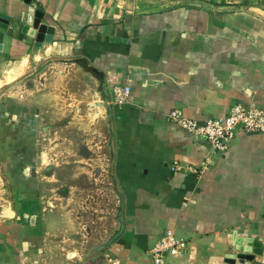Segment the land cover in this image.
<instances>
[{
  "label": "crops",
  "instance_id": "1",
  "mask_svg": "<svg viewBox=\"0 0 264 264\" xmlns=\"http://www.w3.org/2000/svg\"><path fill=\"white\" fill-rule=\"evenodd\" d=\"M30 1L51 34L35 46L20 33L28 5L0 0L11 19L0 30V83L58 59L96 79L123 193L121 231L101 263L150 264L148 251L172 229L187 246L166 264H223L236 253L233 232L261 244L244 264H264V132L237 131L215 153L166 119L174 109L198 121L236 103L264 109V0ZM115 85L129 87L119 105ZM39 128L36 105L0 98V264H23L44 249L34 195Z\"/></svg>",
  "mask_w": 264,
  "mask_h": 264
},
{
  "label": "rangeland",
  "instance_id": "2",
  "mask_svg": "<svg viewBox=\"0 0 264 264\" xmlns=\"http://www.w3.org/2000/svg\"><path fill=\"white\" fill-rule=\"evenodd\" d=\"M67 62L33 64L0 83L2 101L39 109L34 195L45 244L23 264H100L122 227L110 107L96 79Z\"/></svg>",
  "mask_w": 264,
  "mask_h": 264
},
{
  "label": "built area",
  "instance_id": "3",
  "mask_svg": "<svg viewBox=\"0 0 264 264\" xmlns=\"http://www.w3.org/2000/svg\"><path fill=\"white\" fill-rule=\"evenodd\" d=\"M112 95L114 104L124 103L129 95L128 85H115ZM166 119L192 135L204 137L215 153L226 150L237 131L247 134L264 132V109L242 103L234 104L224 115L203 121L187 117L178 109L169 111ZM189 169L197 172L195 167L189 166ZM186 246L185 239L177 237L172 229H167L148 251L150 264H166L168 258L180 256Z\"/></svg>",
  "mask_w": 264,
  "mask_h": 264
},
{
  "label": "water",
  "instance_id": "4",
  "mask_svg": "<svg viewBox=\"0 0 264 264\" xmlns=\"http://www.w3.org/2000/svg\"><path fill=\"white\" fill-rule=\"evenodd\" d=\"M28 5L27 10L20 16L21 34L35 38V46H40L44 39V34H51L52 28L41 24L43 12L35 10L30 5V0H21ZM10 16L0 13V30L7 31L9 29ZM45 41H48L45 37ZM236 253L226 254L223 258V264H244L245 261L253 259L254 255L262 253L260 242L251 237H237L236 233H232V241Z\"/></svg>",
  "mask_w": 264,
  "mask_h": 264
}]
</instances>
